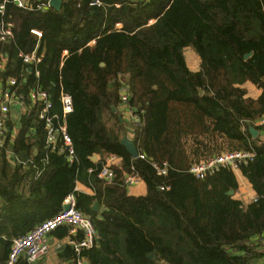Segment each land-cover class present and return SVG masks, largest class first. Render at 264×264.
<instances>
[{"label":"trees","instance_id":"16d2710c","mask_svg":"<svg viewBox=\"0 0 264 264\" xmlns=\"http://www.w3.org/2000/svg\"><path fill=\"white\" fill-rule=\"evenodd\" d=\"M12 1L0 0L4 20L13 23V39L0 42V54L6 56L0 79L16 78L24 89L33 84L18 54L37 46L39 84L52 112H60L61 89L72 100L65 124L74 160L69 163L66 153L46 147L44 125L33 112L19 118L14 137L15 124L6 122L0 146V264L8 259L11 240L34 228L29 221L53 217L70 194L98 235L96 245L82 252L88 264L263 260L264 142L252 139L250 128L264 106V0H97L100 5L61 0L59 11L36 9L47 0H24L33 10ZM31 29L42 37L31 35ZM186 48L199 58L197 71L186 65ZM121 80L129 86L128 104L138 117L131 126L121 123L117 112ZM246 83L260 96H247ZM193 129H206L221 145L196 141L187 151L185 137ZM124 136L144 159L127 153L120 144ZM250 147L255 157L239 170L254 201L236 198L238 181L228 168L204 179L188 172L193 162L224 149ZM9 150L16 161L8 160ZM94 154L97 162L90 161ZM110 156L120 162L111 167L114 177L106 183L98 172ZM163 163L168 169L162 176L154 165ZM133 173L146 186L143 196L127 193L124 177ZM77 183L93 194L77 191ZM94 201L98 213L91 211ZM51 236L65 240L69 227ZM81 237L78 233L76 239ZM63 246L54 254L59 262L73 264L72 248Z\"/></svg>","mask_w":264,"mask_h":264},{"label":"built area","instance_id":"2783aa9c","mask_svg":"<svg viewBox=\"0 0 264 264\" xmlns=\"http://www.w3.org/2000/svg\"><path fill=\"white\" fill-rule=\"evenodd\" d=\"M49 0L36 5L37 10H46L50 8ZM18 8L33 10L24 0L12 1ZM100 5L95 0L90 5ZM5 2L0 4V42L8 43L13 39V23L4 20ZM116 27H120L119 24ZM30 34L37 39L42 37V32L38 29H31ZM37 47V46H36ZM33 50L29 54L20 52L18 55L23 64L27 68V73L33 76L34 82L24 89L22 83L16 78L0 79V146L4 143V135L6 132V122L12 121L15 126L12 130V136L18 131V121L23 115L29 111L33 112L38 120L44 125L45 144L50 151L58 154L66 153L69 163L74 160V151L71 139L66 131V117L72 111L71 97L62 89L59 92L60 112L53 113V106L49 99L48 93L40 87V72L38 69L42 56ZM67 54L63 51L62 56ZM6 65V56L0 54V72ZM26 75V74H25ZM23 78H27L24 76ZM25 81V80H23ZM130 91L129 86L124 81H120L119 91V108L122 107L121 119L131 124L138 122V117L129 107ZM257 130L258 142H264V106L260 117L254 123ZM255 138V139H256ZM8 160L16 161V157L11 150L6 151ZM255 152L252 147L248 150L225 151L220 154L211 155L209 157L193 162L188 172L196 179H204L207 176L218 171L220 168H228L233 173L239 172V168L253 161ZM144 157L138 153V157ZM99 160L97 158L96 162ZM120 160L116 156H110L105 159L104 165L98 172V178L110 183L114 177L111 169L115 162ZM158 175H166L168 165L163 163L161 166L154 165ZM141 179L136 174H128L124 177V185L126 189L135 187ZM163 190V188H160ZM256 199V198H255ZM68 205V209L62 208L53 217L42 221L25 235L15 237L11 240V250L5 264H16L20 259L28 264H34L44 259L49 253L50 236L53 231L60 227H69L70 237L65 239L66 245H69L74 253L75 259L73 264H88L87 260L82 256V252L91 249L96 245L98 239L97 232L90 218L82 214L76 209V202L73 195H67L63 201V206ZM78 233L82 234L80 240L76 239Z\"/></svg>","mask_w":264,"mask_h":264},{"label":"crops","instance_id":"0c3cea01","mask_svg":"<svg viewBox=\"0 0 264 264\" xmlns=\"http://www.w3.org/2000/svg\"><path fill=\"white\" fill-rule=\"evenodd\" d=\"M186 65L187 67L191 70V71H197L199 69V65H200V61L197 59L193 60V64L188 63V61L185 59ZM243 88H245L247 90V96L256 99L257 97L260 96L261 91L258 90L254 85L250 84V83H246ZM258 136V134H257ZM14 137V136H13ZM131 139V138H130ZM253 139V138H252ZM99 158V157H98ZM120 160H117L115 162V165L119 164ZM235 177L238 181V190L235 194L236 198L242 200L243 202L245 201V203L254 201L256 196L255 193L253 192V190L251 189L250 185L248 184V182L242 177L240 171L237 173H234ZM241 186V187H240ZM76 190L88 195H92V191L87 188L86 186H84L83 184L77 183L76 184ZM127 193L129 196H143L146 193V186L145 184L141 181L140 183H138L135 187L129 188L127 189ZM239 193L242 195L243 200L241 197H239ZM238 196V197H237ZM40 219H31L29 221V225L32 224V227H35L36 225L39 224ZM31 222V223H30ZM56 238L50 236V244L54 242ZM66 242L65 240H59L57 239V243L54 245L55 249H61L62 247H64L63 245H65ZM59 252V251H58ZM42 264H47L46 259H42ZM53 264H67V263H61V261L59 262V260H56V263L54 262Z\"/></svg>","mask_w":264,"mask_h":264},{"label":"rangeland","instance_id":"374dc122","mask_svg":"<svg viewBox=\"0 0 264 264\" xmlns=\"http://www.w3.org/2000/svg\"><path fill=\"white\" fill-rule=\"evenodd\" d=\"M184 57L188 61V63H190V64H193V60L197 59V62L199 60V58L197 57V55L195 54V52L191 48H186L185 49ZM117 112L119 114L123 113L122 107L119 108V106H118V111ZM126 125L127 126H131L133 124H131L130 122H126ZM193 130L194 131H192L193 132L192 134H188L185 137L186 147L188 148L187 151H189L191 146L196 145V141H199V142H202V143L210 141V144L212 145L213 148L217 147L216 143L221 145V139L219 137H213V136H209V135L207 136L208 132H207L206 129L203 130V131L201 129V130L198 131V133L195 131V129H193ZM129 136L131 137L130 134H129ZM193 138H196V140H193ZM215 141H216V143H215ZM225 151H227V149H224L223 152H225ZM216 154H220V153H215L214 155H216ZM189 156H191V155H189ZM238 196L242 198V195L240 193H239ZM243 200H246V199H243ZM56 243H57V239H55L54 242L49 245V253L45 257V259L47 261V264H53L54 262L56 263L57 257H56V255L53 252V250L55 249L54 245ZM257 264H264V259L263 260L261 259Z\"/></svg>","mask_w":264,"mask_h":264},{"label":"water","instance_id":"95a60500","mask_svg":"<svg viewBox=\"0 0 264 264\" xmlns=\"http://www.w3.org/2000/svg\"><path fill=\"white\" fill-rule=\"evenodd\" d=\"M49 5L51 8H53L56 11H59L62 5L61 0H49ZM250 55H247V57H249ZM103 65V64H102ZM116 108L112 107V112L116 113ZM120 122L122 123L123 120L120 118ZM250 133L252 135V138L255 139L257 136V130L255 128H250ZM121 146H123L125 148V150L127 151V153L133 158L136 159L138 157V150L135 147L133 141L128 137V136H124L121 141H120ZM98 156L96 154H94L91 158L90 161L91 162H96ZM228 195H233V191L228 192ZM64 209H68V205H64L63 206ZM91 211L98 213L99 212V204L97 201H94L92 206H91ZM63 249V247L61 249H58V251H61ZM149 258H152V254L149 255Z\"/></svg>","mask_w":264,"mask_h":264}]
</instances>
